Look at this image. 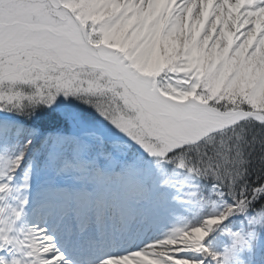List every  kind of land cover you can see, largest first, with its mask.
I'll return each mask as SVG.
<instances>
[{"label": "snow or ice", "instance_id": "snow-or-ice-1", "mask_svg": "<svg viewBox=\"0 0 264 264\" xmlns=\"http://www.w3.org/2000/svg\"><path fill=\"white\" fill-rule=\"evenodd\" d=\"M61 97L90 107L145 164L210 177L221 207L94 261L88 248L146 221L149 170L110 157L80 118L44 134L0 121V264H247L264 233V162L254 171L252 160L264 153V0H0V112L31 118ZM57 161L61 180L43 198L8 203L30 189L33 166ZM29 205L36 222L17 227ZM236 214L251 230L229 231L223 252L207 247Z\"/></svg>", "mask_w": 264, "mask_h": 264}, {"label": "rangeland", "instance_id": "rangeland-1", "mask_svg": "<svg viewBox=\"0 0 264 264\" xmlns=\"http://www.w3.org/2000/svg\"><path fill=\"white\" fill-rule=\"evenodd\" d=\"M56 108L58 111L59 110L61 111L62 118H64V120L68 124L67 125L68 127H66V128L70 129L72 127V125L69 123L67 116L80 118L85 122L86 128L92 129V131H95L96 133L100 132V133H98V135H100L98 137L103 139V136H104V137H106L105 138L106 140H108L109 139L108 137H110V140L112 139L113 141L112 142L110 141L109 143H112L115 145L119 144L120 145L119 147L117 145L113 149V151H115L113 153V155L116 158H120L119 157L120 155L117 154L118 151H120V150H128L129 148H132L133 151L135 150L134 147L126 145L124 143L123 139L117 133H115L113 130H111V128L108 125H106L102 120H100L96 116L95 112L91 109H89L90 112L94 113L95 116H93L94 119H92V121H88L89 117L87 116L88 113H87V106L86 105H84L80 102H77L75 100H70L68 102H64L63 98L61 97L60 98V104ZM105 139H103V140H105ZM137 154L139 155L138 152H137ZM31 155L32 154L29 153V158H26V163L29 162ZM132 158H133V156H132ZM134 159L140 160L139 157H134ZM129 162H132V161L130 160ZM129 162H127V163H129ZM154 165H155V163H154ZM166 165H168L169 168ZM162 166H164L163 169H165V167H166V170L169 173L167 175H170L171 177L167 178V177H164L165 175L161 176V173H160L159 174L160 180L161 179H165V180L169 179L171 181L170 185H172V182L178 183L179 185H183L185 191L189 188V192L187 191V195H185V197H187L188 201H189V203L187 204L189 208H198L199 205L201 206L203 204L210 202L209 199L204 200L198 194V190H199L198 187H201L200 186V183H201L200 177H192L186 172V170L177 169L172 164H164ZM31 175H32V179H31V183H30V189L25 190V189L21 188V190L19 192L14 191L11 194V196L8 198L9 204L15 206L18 203V199L23 198L26 195L30 196L33 201H35L38 197L41 198L44 196V193H45L44 190H41L37 194H35L34 190H32L33 181H35L36 180L35 178H38V176L40 175V170L36 166L32 167ZM54 179L57 182H59L61 180V177H56ZM22 183H23V179H22V173H21L20 175H18L16 177L13 186L16 188H20ZM43 183H44V185H47V184H45V182H43ZM44 185H43V187H44ZM45 188L47 189L48 186H45ZM174 189H175V191H177V187H175ZM202 190H204V189L202 188ZM193 193H195V195H193ZM212 201L210 203H212ZM176 203H179V204L175 205ZM217 203H218L217 201H215V204L212 203V205L214 206L215 209H217V206H218ZM168 204L170 205V203H168ZM168 204H165V206H163L162 209L154 208L152 204H144L143 205L144 207L149 208L151 210L147 215L146 221L141 222L138 227H136V228H134V229H132L126 233V234H129V236H130V234H133L132 238H133L134 244L128 245V244H123L120 242L119 244L120 245L122 244V247L116 249L113 253H123L125 251L138 249V248L142 247L144 244H146L152 240L162 238L173 227L181 226L182 212L180 210H182L185 202L182 204V202H180L176 198L175 202H172V204H171L173 206H169ZM179 205H181L180 210L177 209ZM24 214H25V211H24ZM24 214L21 217V219L19 221H17V227H21L23 220H24V222H26ZM216 228L219 229V231H218V235H219L221 233V230L223 229V224H221L220 226H218ZM229 231L239 232V231L234 230L233 228L230 227L226 230V233H225L226 236L225 237H223L221 235V237H220L221 241L224 240L222 247H221L222 248L221 252H223L224 249L230 247V245H231V238L228 235ZM248 231H250V230L248 229ZM248 231H245L244 233L243 232L242 233L246 235V233ZM212 233H213V231L209 234L208 237H206L205 241L203 242L204 244L208 245L210 243L209 240L212 237ZM123 236L124 235H118L116 240L121 241ZM262 241H264V235L263 236L261 235V238L254 243L252 250L250 252L245 251L244 259L247 262L249 261L248 264H258V261H256V257L259 256V252L256 250V248H262V244H263ZM157 251H159V250H157ZM239 261H240V257L237 256L236 261H234L233 264H239Z\"/></svg>", "mask_w": 264, "mask_h": 264}, {"label": "trees", "instance_id": "trees-1", "mask_svg": "<svg viewBox=\"0 0 264 264\" xmlns=\"http://www.w3.org/2000/svg\"><path fill=\"white\" fill-rule=\"evenodd\" d=\"M91 109L90 107L87 106V113H88V121H92L93 116H95L94 113L90 112ZM92 110V109H91ZM54 113L56 117H58V119H51L49 114ZM16 120H12L15 119ZM0 121H4L6 123H11L13 125L15 124H22L24 125L26 128H36L39 129L40 133L43 134L44 132H54L53 130L55 129H62V127L65 125V121L64 118H62V116L60 115V113L57 110L51 109V108H44V107H40L38 108L35 113L31 116V118H26L24 116H16L14 114H8L5 116L0 117ZM14 131V129H13ZM95 144H97L96 142H94ZM102 147L103 151L106 152V148L102 145H99ZM253 164L255 165L254 167V171L259 169V166L262 162H264V153L262 152H257L253 157ZM201 179V183L198 189L201 191H203L202 194L198 193L199 196L204 199V200H210V202L213 201H217L218 206L217 209L221 207V201L219 199V197L212 195L210 192V185L212 183V180L210 177H200ZM202 188L204 190H202ZM227 191V190H226ZM226 199V198H225ZM206 203L204 205H202L200 208L197 209H192L189 210V212L186 214L184 220H185V224H195L197 223L203 216L215 211L216 209L214 208V206L212 205V203ZM223 229L221 230V233L218 235V231L219 229L215 228L214 229V234L211 237V239L209 240L210 243L207 245L205 244L207 247H209L210 249L217 251V252H221L222 250V244L224 242L221 241L220 237L221 235L223 237H225V233L226 230L228 228H233L234 230H237L239 232H245L251 230L249 228V225L247 224V220L245 218L244 215H240V214H236L233 215L231 217H229L227 220H225L223 223ZM264 235V233H262V236ZM227 238V237H226ZM225 238V239H226ZM262 248H256V250L259 252V256L256 257V261H258V264H264V241H262ZM259 249V250H258ZM249 263V261L247 262V264Z\"/></svg>", "mask_w": 264, "mask_h": 264}, {"label": "bare ground", "instance_id": "bare-ground-1", "mask_svg": "<svg viewBox=\"0 0 264 264\" xmlns=\"http://www.w3.org/2000/svg\"><path fill=\"white\" fill-rule=\"evenodd\" d=\"M157 189V188H156ZM195 234L193 233V236H194Z\"/></svg>", "mask_w": 264, "mask_h": 264}]
</instances>
